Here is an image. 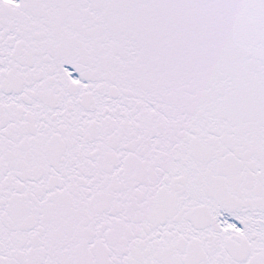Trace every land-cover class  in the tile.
Segmentation results:
<instances>
[{
    "label": "snow or ice",
    "instance_id": "obj_1",
    "mask_svg": "<svg viewBox=\"0 0 264 264\" xmlns=\"http://www.w3.org/2000/svg\"><path fill=\"white\" fill-rule=\"evenodd\" d=\"M0 264H264V0H0Z\"/></svg>",
    "mask_w": 264,
    "mask_h": 264
}]
</instances>
